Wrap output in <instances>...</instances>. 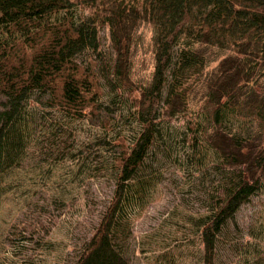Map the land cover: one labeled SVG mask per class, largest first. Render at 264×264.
I'll list each match as a JSON object with an SVG mask.
<instances>
[{
	"label": "trees",
	"instance_id": "16d2710c",
	"mask_svg": "<svg viewBox=\"0 0 264 264\" xmlns=\"http://www.w3.org/2000/svg\"><path fill=\"white\" fill-rule=\"evenodd\" d=\"M139 23L152 33L153 69L124 98ZM234 115L244 123L234 126ZM81 120L101 135L74 153L69 124ZM177 121L181 131L170 125ZM32 130L39 138L28 146ZM76 156L93 179L67 264H137L126 205L139 204L163 169L169 197L182 182L167 169L172 161L189 182L179 197L199 240L191 263L220 264V245L239 238L238 215L264 188V0H0V189L26 158ZM35 199L7 235L22 260L36 256L68 206ZM251 256L244 264H264L263 248Z\"/></svg>",
	"mask_w": 264,
	"mask_h": 264
},
{
	"label": "rangeland",
	"instance_id": "374dc122",
	"mask_svg": "<svg viewBox=\"0 0 264 264\" xmlns=\"http://www.w3.org/2000/svg\"><path fill=\"white\" fill-rule=\"evenodd\" d=\"M151 34L150 27L145 23H139L133 33L130 83L121 85L118 92L123 93L124 98L129 97L128 90L132 88V82L144 81L151 75L153 69V57L149 45ZM102 36L103 42L108 45L105 29L102 31ZM216 65L215 60L209 68H215ZM197 90L195 95H191L196 103L195 108L202 103L199 94L204 87L200 86ZM123 102V111L127 115L131 101L124 99ZM33 105L31 103L29 106ZM199 113V121H202L203 113L201 110ZM230 119L234 126L244 123V119L238 115ZM127 125L119 123V127L126 129V135L130 127ZM170 125L176 131H181L184 123L177 121ZM69 127L73 129L76 137L74 153L77 152L79 145L92 142L101 135V130L92 127L87 120L71 121ZM30 133L28 146L39 138L37 132L34 133L32 130ZM113 134L114 132H109L110 136ZM128 136L130 139L131 135ZM78 159L76 156L63 161L50 160L39 164L26 158L21 167L3 176L0 189V264H67V254L73 249L71 238L75 226L88 217L83 190L88 179H93L91 165L80 168L81 161ZM204 159L207 163L213 161L210 150H206ZM167 169L170 172L175 171V175L182 178L180 185L171 189L169 197L165 195L166 182H162L166 175V170L163 169L162 180L160 176L157 182L153 180L150 183L140 205L132 200L126 205L128 214L125 220L127 226H131L133 238L131 242L133 241L139 257L137 264H192V254L199 246V240L192 235L193 228L187 220V215L192 212L180 204V192L189 189L185 169L179 165V162L174 161ZM39 194L66 201L68 206L63 210L59 222L45 239L36 256L30 260H22L12 254L7 235L26 204L36 200ZM238 221L241 227L239 238L237 240H227V238L220 245V264H244L245 260L253 259L251 255L255 254V247L264 249V188L243 207L238 215Z\"/></svg>",
	"mask_w": 264,
	"mask_h": 264
}]
</instances>
